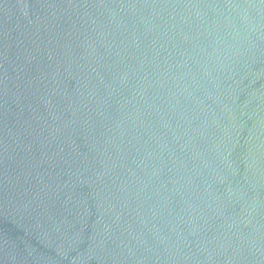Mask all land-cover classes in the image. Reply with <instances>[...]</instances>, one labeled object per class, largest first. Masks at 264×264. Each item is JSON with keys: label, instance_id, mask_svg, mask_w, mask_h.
Instances as JSON below:
<instances>
[{"label": "water", "instance_id": "obj_1", "mask_svg": "<svg viewBox=\"0 0 264 264\" xmlns=\"http://www.w3.org/2000/svg\"><path fill=\"white\" fill-rule=\"evenodd\" d=\"M0 264H264V0H0Z\"/></svg>", "mask_w": 264, "mask_h": 264}]
</instances>
